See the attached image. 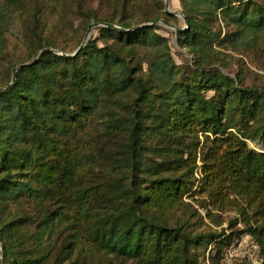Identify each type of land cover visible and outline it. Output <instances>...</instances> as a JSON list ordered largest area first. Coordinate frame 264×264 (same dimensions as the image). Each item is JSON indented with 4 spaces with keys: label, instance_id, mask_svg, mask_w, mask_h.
<instances>
[{
    "label": "trees",
    "instance_id": "trees-1",
    "mask_svg": "<svg viewBox=\"0 0 264 264\" xmlns=\"http://www.w3.org/2000/svg\"><path fill=\"white\" fill-rule=\"evenodd\" d=\"M138 1L121 0L118 21L96 20L122 31L101 26L99 38L78 50L84 18L67 57L39 26V0H0L1 264H44L30 248L39 243L28 230L36 219L47 237L61 225L76 228L75 239L105 257L197 264L192 250L211 243L216 254L208 264H222L238 234L191 235L163 217L190 193L198 158L209 195L235 198L228 205L244 216L264 261V93L218 66L226 43L251 45L264 36V0H178L187 29L176 35L191 66H177L161 29L146 26H175L160 5L154 17L124 21ZM15 17L29 52L17 65L4 58ZM95 116L99 148L88 153L77 137Z\"/></svg>",
    "mask_w": 264,
    "mask_h": 264
},
{
    "label": "rangeland",
    "instance_id": "rangeland-1",
    "mask_svg": "<svg viewBox=\"0 0 264 264\" xmlns=\"http://www.w3.org/2000/svg\"><path fill=\"white\" fill-rule=\"evenodd\" d=\"M164 1L139 0L129 9L128 16L125 17L124 21L135 25L143 18L154 17L156 14L155 6L160 5L161 11L164 12ZM39 2L44 12L39 26L44 29V35L54 45L56 48L54 51L58 55L63 53L61 50L69 55L74 52L79 44L81 22L84 18L88 19L87 26L98 23L96 20L100 19L109 18L118 21L120 18H124L121 13V0H58L57 3L39 0ZM170 10L182 13L178 0H170ZM172 17L176 18L172 20L176 27H184L181 18ZM22 25V21L15 17L10 24V32L5 35L7 49L4 58L15 65L25 61L29 53L22 41L21 31L25 28V25ZM156 26L161 29L158 33L168 40L170 54L175 64L177 66H191L193 63L192 56L186 48L179 46L176 32L161 24ZM99 27L101 26L92 28L89 40L99 38ZM220 27L222 32L226 30L223 24ZM218 51L222 53L218 66L225 75L231 78L237 76L244 85L253 86L264 93V36L251 45H243L239 40L231 45L226 43ZM211 94L208 93V95ZM97 122L98 116H95L86 128L88 134L77 137L80 144L86 148L90 146L88 153H96L99 148ZM199 136L200 138L204 137L201 133ZM247 146L258 154L263 152L260 143L247 142ZM103 161L104 159L101 160V164ZM102 168L103 164L97 165L93 176H98L102 172ZM204 181L201 162L198 158L190 193L179 201L178 207L175 206L163 217L172 222L176 221L178 225L187 228L192 233L191 235L198 233L250 234L245 229L244 216L238 214V210L233 205H228L235 198L230 196L227 199V196H222L219 192L217 195H209L210 191L205 187ZM38 222L39 220L36 219L35 223L28 228L30 234H33L36 238L32 237L31 240L39 242L38 244L31 242L30 248L35 246V254L38 257H46L44 264H60V262L61 264H138L137 262L116 259L111 256L105 257L92 251L84 240L78 238L77 241L75 239L74 234H78L76 228L72 229L70 227L67 229L66 226L61 225L54 228L48 237L47 234L42 235L41 229H38ZM71 248H73V251L68 254ZM215 254V245L204 243L197 249L192 250L191 258L193 261L197 260V264H208L209 257L211 258ZM1 260L2 255L0 252V264Z\"/></svg>",
    "mask_w": 264,
    "mask_h": 264
},
{
    "label": "built area",
    "instance_id": "built-area-1",
    "mask_svg": "<svg viewBox=\"0 0 264 264\" xmlns=\"http://www.w3.org/2000/svg\"><path fill=\"white\" fill-rule=\"evenodd\" d=\"M222 264H264L261 248L250 234H238L224 248Z\"/></svg>",
    "mask_w": 264,
    "mask_h": 264
},
{
    "label": "water",
    "instance_id": "water-1",
    "mask_svg": "<svg viewBox=\"0 0 264 264\" xmlns=\"http://www.w3.org/2000/svg\"><path fill=\"white\" fill-rule=\"evenodd\" d=\"M164 3H165V9H164L165 14L168 15V16H175V17H179V18H181L182 21H183L184 27H183V28L175 27V26H173V25L167 24L166 22H164V21H162V20H157V21L154 22L153 24H147L146 26H151V25H158V24H161V25H163V26H165V27H167V28H169V29H171V30H174L176 33L182 32V31H184L185 29H187V20H186V18L183 16V14L180 13V12H177V11H172V10H170V0H165ZM97 26H103V27H107V28H110V29H115V30H120V31H122V29H120V28H118V27H116V26H114V25H111V24H98V23L91 24V25L88 26V29H87V31H86V34H85L84 40H83L82 44L80 45V47L78 48V50H80L82 47H84V46L86 45V42L89 40V34H90L92 28L97 27ZM140 27H142V26H138V27H136V28H134V29H138V28H140ZM78 50H77V51H78ZM75 53H76V52H75ZM60 55H61V54H60ZM73 55H74V54H72V55H66V56H67V57H72ZM21 67H22V65H19V66L15 67V68L13 69V71H12V82H11V83H13V82L15 81V79H16V72H17V70H18L19 68H21ZM0 252H1V248H0Z\"/></svg>",
    "mask_w": 264,
    "mask_h": 264
}]
</instances>
